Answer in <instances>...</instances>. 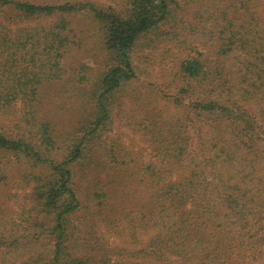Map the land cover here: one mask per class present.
Instances as JSON below:
<instances>
[{
  "label": "trees",
  "instance_id": "16d2710c",
  "mask_svg": "<svg viewBox=\"0 0 264 264\" xmlns=\"http://www.w3.org/2000/svg\"><path fill=\"white\" fill-rule=\"evenodd\" d=\"M0 264H264V0H0Z\"/></svg>",
  "mask_w": 264,
  "mask_h": 264
},
{
  "label": "rangeland",
  "instance_id": "374dc122",
  "mask_svg": "<svg viewBox=\"0 0 264 264\" xmlns=\"http://www.w3.org/2000/svg\"><path fill=\"white\" fill-rule=\"evenodd\" d=\"M73 1V0H72ZM80 1V0H77ZM84 1V0H81ZM98 1V0H92ZM203 39H208L207 35L202 36ZM162 52L153 53L148 58L145 55L138 56L139 70V85L142 89H151L152 93H149V98L154 104H157L161 109L166 111V102L158 103L154 99V95L157 92L164 93L169 98L176 97L178 95V82L174 75L172 60H165L161 56ZM154 88H153V87ZM137 85L133 87L135 90ZM131 96L123 99L122 107L118 108L114 113L112 123L109 125V131L107 136L110 140H115L123 145L128 150L132 151L136 156H143L144 159L149 161L150 150L143 141L142 137L138 135L135 130L129 125L130 112L134 110L135 101L130 100ZM72 103V102H70ZM75 108H67L65 113L59 116L60 119L70 125V122L78 118L81 114L82 107L74 106ZM167 111L170 113H177L178 110L168 106ZM78 120L76 121V123ZM65 123V124H66ZM31 190L25 188L22 190L14 191V199L11 202L10 207L18 215L21 216L23 211H27L31 208L30 198L28 197ZM17 216V217H18ZM17 219V218H15ZM113 246L120 245L119 242L111 241ZM12 259V257H10Z\"/></svg>",
  "mask_w": 264,
  "mask_h": 264
}]
</instances>
